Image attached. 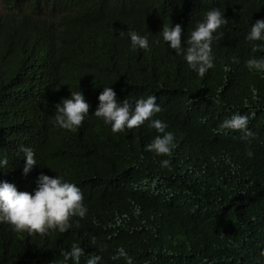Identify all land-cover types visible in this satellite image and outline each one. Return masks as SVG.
Listing matches in <instances>:
<instances>
[{
    "label": "trees",
    "instance_id": "16d2710c",
    "mask_svg": "<svg viewBox=\"0 0 264 264\" xmlns=\"http://www.w3.org/2000/svg\"><path fill=\"white\" fill-rule=\"evenodd\" d=\"M213 8L228 23L212 44L215 67L200 77L159 34L180 24L186 48ZM257 20L264 0H0V182L34 195L41 174L58 176L88 208L63 234L0 223V264H74L64 259L74 243L79 264L93 255L127 264L121 251L132 264H264V71L246 67L264 58L246 39ZM131 31L149 51L133 50ZM104 87L133 107L156 97L171 156L145 150L159 135L147 123L113 134L95 117ZM77 91L91 107L71 132L55 123V106ZM235 114L248 117L251 144L219 128ZM22 146L37 162L27 175Z\"/></svg>",
    "mask_w": 264,
    "mask_h": 264
},
{
    "label": "clouds",
    "instance_id": "9594fccd",
    "mask_svg": "<svg viewBox=\"0 0 264 264\" xmlns=\"http://www.w3.org/2000/svg\"><path fill=\"white\" fill-rule=\"evenodd\" d=\"M228 20L219 8H213L205 13L202 22H198L195 29L187 39V47L182 46L183 29L180 24L174 27L163 26L162 36L176 55L184 54L188 67L196 71L200 77L215 67L212 55V44L222 38L220 29L227 25ZM123 35V33H121ZM133 50L141 49L149 51L148 38L142 37L136 32L128 33ZM248 41L254 42L252 52H264V20H257L252 25ZM258 42V43H257ZM234 63L239 61L233 57ZM246 67L250 70L264 71V58L252 57L246 61ZM99 104L94 113L105 124L111 126L113 134L131 131L148 124L159 135L145 146V150L155 153L157 156L168 157L172 155L174 147V134L166 131L167 125L155 117L162 109L156 102L155 96L147 99L140 98L134 102V107L129 100L119 103L116 93L111 87H104L99 95ZM90 104L85 101L81 91L71 92V98L63 99L55 106V123L64 130L76 132L83 126L85 117L89 115ZM249 119L246 115L235 114L225 119L220 125L221 130L239 132L241 140L251 144L255 134L248 128ZM24 154L25 166L23 172L27 175L37 165L34 150L30 147H21ZM246 154L251 158L254 153L249 148ZM8 160H0V166H7ZM170 161L163 159L162 167H168ZM88 208L84 203V195L74 183L66 182L62 178H55L41 174L37 180L35 194L20 192L15 185L6 181L0 182V223H7L15 232L27 233L29 236L39 235L45 237L54 232L66 233L73 227L74 218L76 227H79V219L86 218ZM92 243L96 238H91ZM85 255L83 248L78 244H72L71 250L65 254L64 259L72 260L79 264L81 257ZM127 264H132V259L126 252L121 251ZM100 256L93 255L87 264H98Z\"/></svg>",
    "mask_w": 264,
    "mask_h": 264
}]
</instances>
